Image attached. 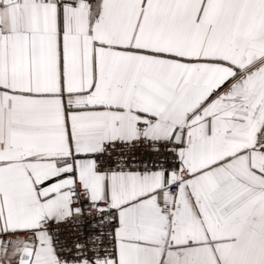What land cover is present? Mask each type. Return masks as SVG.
I'll use <instances>...</instances> for the list:
<instances>
[{"label": "snow or ice", "instance_id": "1", "mask_svg": "<svg viewBox=\"0 0 264 264\" xmlns=\"http://www.w3.org/2000/svg\"><path fill=\"white\" fill-rule=\"evenodd\" d=\"M0 264H264V0H0Z\"/></svg>", "mask_w": 264, "mask_h": 264}]
</instances>
